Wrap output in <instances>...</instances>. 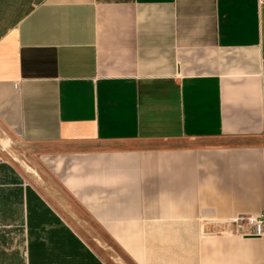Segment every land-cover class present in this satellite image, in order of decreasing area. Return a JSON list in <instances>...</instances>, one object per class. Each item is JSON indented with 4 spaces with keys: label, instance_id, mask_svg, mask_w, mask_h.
Segmentation results:
<instances>
[{
    "label": "crops",
    "instance_id": "0c3cea01",
    "mask_svg": "<svg viewBox=\"0 0 264 264\" xmlns=\"http://www.w3.org/2000/svg\"><path fill=\"white\" fill-rule=\"evenodd\" d=\"M0 127V264H264V0H0Z\"/></svg>",
    "mask_w": 264,
    "mask_h": 264
},
{
    "label": "rangeland",
    "instance_id": "374dc122",
    "mask_svg": "<svg viewBox=\"0 0 264 264\" xmlns=\"http://www.w3.org/2000/svg\"><path fill=\"white\" fill-rule=\"evenodd\" d=\"M28 147L20 143V139L15 134H10L0 127V157L4 160L14 161L20 158L19 153L29 154ZM88 241L96 248H100V238L98 236H90Z\"/></svg>",
    "mask_w": 264,
    "mask_h": 264
},
{
    "label": "built area",
    "instance_id": "2783aa9c",
    "mask_svg": "<svg viewBox=\"0 0 264 264\" xmlns=\"http://www.w3.org/2000/svg\"><path fill=\"white\" fill-rule=\"evenodd\" d=\"M263 1V0H260ZM239 224H246L249 226V233L246 236L262 237L264 236V215L261 217L241 216L236 219Z\"/></svg>",
    "mask_w": 264,
    "mask_h": 264
}]
</instances>
